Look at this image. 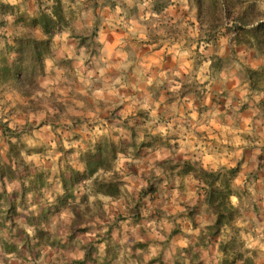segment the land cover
Listing matches in <instances>:
<instances>
[{"label": "clouds", "instance_id": "clouds-1", "mask_svg": "<svg viewBox=\"0 0 264 264\" xmlns=\"http://www.w3.org/2000/svg\"><path fill=\"white\" fill-rule=\"evenodd\" d=\"M216 3L231 31L213 42L200 0H0V70L41 25L59 49L31 77L0 71V264H191L201 240L204 264H264V90L249 50L233 54L264 34V0L231 19ZM206 177L232 181L219 243Z\"/></svg>", "mask_w": 264, "mask_h": 264}, {"label": "trees", "instance_id": "trees-1", "mask_svg": "<svg viewBox=\"0 0 264 264\" xmlns=\"http://www.w3.org/2000/svg\"><path fill=\"white\" fill-rule=\"evenodd\" d=\"M246 1L247 0H231L230 7L228 9V19H231L232 17L239 18L243 16L247 11ZM200 4L201 7H200L199 15L201 17L208 16L211 21L214 22L219 21L222 24H225L227 30L231 31V29L227 27V20L224 18L223 10L218 6L216 0H213L211 5L208 4V0H200ZM232 14H234V16H232ZM41 26L44 29L47 39L36 40L32 37H29L30 44L34 43L36 45L34 48L31 46L27 47V50L29 51L28 55L31 61H27V55H25L22 64L15 67V69L10 70L7 67H5L4 69L0 70L4 73L5 79H7V77L11 74H13L15 77H18L21 73V68H23L25 76L28 77L29 70L32 73L33 65L41 61L43 54L47 50V44L49 38L53 34L52 31L53 28L51 26L48 25H41ZM215 27L216 26L211 23L212 31L213 29H215ZM247 35L248 37L245 35L247 37L245 42L249 44L250 47L256 49L257 51L261 52L264 55V34L256 37H252L248 33ZM209 39H213L212 35L209 37ZM250 72L253 74L256 73L257 71L251 70ZM260 75L261 77L264 76V68H262V71H260ZM107 160H108L107 157H104V159L100 162L99 167L110 166L105 163L107 162ZM216 181H219V177H214V178L206 177L205 180V182L208 185L207 189L205 190L207 194L206 203H208L210 206L216 207L219 212L218 228L215 230V233L220 231L222 226L231 224L233 220L232 213L228 210L227 207V195L230 192V188L228 186V180L227 178H225V181L221 183L222 186L220 188H217L215 186ZM221 248L222 251H225L223 246ZM106 262L107 261H105L104 264H106Z\"/></svg>", "mask_w": 264, "mask_h": 264}, {"label": "crops", "instance_id": "crops-1", "mask_svg": "<svg viewBox=\"0 0 264 264\" xmlns=\"http://www.w3.org/2000/svg\"><path fill=\"white\" fill-rule=\"evenodd\" d=\"M161 10H163V9H161ZM58 11H59V9H58ZM40 28H41V30H39V31H37L36 28H33L32 35L30 37H32V38H34L36 40H41V39H44V37H47L46 34H45V32H44L43 27L40 26ZM52 31H53V29H52ZM112 39L113 40L115 39V34H112ZM210 40L213 41V42H216L217 41V40H212V39H210ZM144 51L146 52L147 50H144ZM58 53H59V49H58V47L56 45V42L53 40V38L51 36L49 38V41H48V44H47V50L43 54V56L41 58V61L46 56L56 57V56H58ZM233 54H235V52ZM253 61L254 60H252V62ZM221 63H223V62H221ZM262 64H263V61H261V62L258 61V66L259 65L261 66ZM9 76L15 77L13 74H11ZM261 90H264V88H262ZM214 103H215V101H214ZM257 160L260 162V165L259 166L260 167H264V155L257 157ZM10 175H14V174L11 173V171H10ZM184 175H186V173H184ZM37 179H40V176L39 175L37 176ZM234 179H235V177L233 178V180ZM41 183H43V182L41 181ZM44 187H48V186L47 185H44ZM70 190H71V192H70ZM70 190H69L70 195H68L67 199L69 201H73V200H75L77 198V187L76 186H72L70 188ZM45 197H46V193H41V199L43 200ZM156 203H157V201H153V204H156ZM22 207H23L22 201H20L19 199H17L13 203V206H12V208L10 210L9 215H13L15 217V219H13V226L14 227L17 226L19 220L23 218L22 213L18 211V209H20ZM161 211H162V208H161ZM198 216H199L198 213H193V214H191L189 216L188 219H189L190 223L188 224V227H192V228L199 227ZM119 219L120 220H123L124 217L121 216V217H119ZM142 224H143V217L137 215L136 218H135V226H137L138 228L141 229V233H143ZM2 227H4V225H0V228H2ZM80 231H81V233H86L88 231V229L81 228ZM114 231H115V227L114 226L109 228V233H108L109 239H112L113 238V235L112 234H113ZM179 234H181V229L178 227L177 229H175L173 231V236H176V235H179ZM89 247H91V246L89 245ZM136 247L138 249H144L146 247V245L143 244V243H140V244H137ZM240 258L243 259V256L241 255ZM89 260L91 261V264H100L101 263V261L99 259H96L92 255L89 256ZM193 262L194 261H193V258H192L191 264H194ZM106 264H108V262H106Z\"/></svg>", "mask_w": 264, "mask_h": 264}, {"label": "rangeland", "instance_id": "rangeland-1", "mask_svg": "<svg viewBox=\"0 0 264 264\" xmlns=\"http://www.w3.org/2000/svg\"><path fill=\"white\" fill-rule=\"evenodd\" d=\"M246 3H247V1H246ZM232 16H234V14H232ZM203 17H205V16H203ZM208 19H209V17H208ZM209 21H210V23H212L213 25L216 26L215 29H213V31H212V37H213L212 40H218L217 32H218L219 28L224 27L225 28V32L230 31V30L226 29L225 24H222L219 21L214 22V21H211L210 19H209ZM245 35L248 37L247 33H244V34L242 33L240 36L237 37V45H238V47H237V50L235 51V54L239 53V51H242L244 49H248L249 50V56L251 57L252 60H254L253 63L258 65V61L259 62L263 61V64L261 66L259 65L255 69H253L251 67L249 68V71H251V70L257 71L256 73L252 74L253 86H255V88L261 90L262 88H264V76L261 77V75H260V71H262V68H264V55L261 52L257 51L256 49L250 47L249 44H247L245 42L246 39H247V37ZM28 53H29L28 50L25 51L24 56L27 55V61H31ZM31 75H32V73L29 70L28 77H30ZM105 157H107V159H108L107 162H105V163L107 165H111V162H112L111 153L110 152L107 153L105 155ZM5 171L10 174L11 169L7 168V169H5ZM219 180H220V178H219ZM231 183H232V181H228V186H229L230 190H231ZM70 192H71V190H70ZM70 192L68 193L69 195H70ZM224 226H222L221 229H223ZM221 229H220V231H218V232H216L214 234L213 240H210L209 243H213V242L219 243L220 235H221ZM202 246H205L203 240H201L195 247H193L191 249L190 255L193 258V261H194L193 263L194 264H204L203 259L201 258V253L198 251V249L201 248ZM222 246L224 247V249L226 251L225 245L222 244V243H220V250L222 251V248H221Z\"/></svg>", "mask_w": 264, "mask_h": 264}]
</instances>
